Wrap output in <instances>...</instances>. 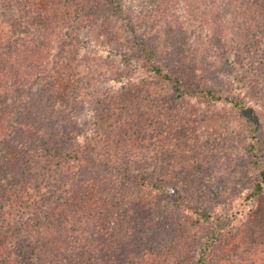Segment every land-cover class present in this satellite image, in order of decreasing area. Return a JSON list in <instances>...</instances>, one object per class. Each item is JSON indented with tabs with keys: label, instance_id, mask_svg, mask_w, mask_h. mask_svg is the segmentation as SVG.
<instances>
[{
	"label": "rangeland",
	"instance_id": "obj_1",
	"mask_svg": "<svg viewBox=\"0 0 264 264\" xmlns=\"http://www.w3.org/2000/svg\"><path fill=\"white\" fill-rule=\"evenodd\" d=\"M43 18L44 29L27 25ZM134 34L152 48L165 69L171 67L180 75L183 87L228 85L257 109L255 119L231 107L178 95L170 82L141 68L146 52ZM76 38L86 44L60 64L62 44ZM23 44L22 55L15 58L24 61L17 70L27 76L26 81L8 78L0 85V158L6 152L17 154L12 144L4 147L10 138L18 140L21 134L20 138L43 139L44 127L26 126L20 113L35 100L30 97L38 95L36 86L46 73L45 77L58 80L65 94L57 103L69 125L101 137L98 146L92 144L94 149L104 158L114 152L119 160L85 169L84 192L91 200L78 207L74 200L65 220L50 227L48 248L39 252L40 264H55L73 252L84 257L113 254L117 264H167L165 258L174 264H264V191L248 197L259 175L246 145L252 136L249 128L256 127L255 152L261 169L264 0H0V52ZM28 45L50 55L37 59L41 63L33 70L28 59L35 58L26 50ZM135 69L137 85L130 90L124 82ZM3 130L11 131L13 138ZM60 173L62 190L72 189V179L65 177L68 172ZM139 178H161L159 185L167 191L169 183L179 186L181 201L196 214L158 209ZM11 179L12 173L0 175V184L14 189L7 192L12 195L10 204H1L2 220L17 223L22 232V222L35 221L33 208L16 204L15 189L23 190ZM177 194L171 197L176 200ZM150 208L151 215L138 214ZM141 216L154 224L149 231L156 250L152 259L142 258L137 237L131 234V225L140 226ZM131 251L136 256H130Z\"/></svg>",
	"mask_w": 264,
	"mask_h": 264
},
{
	"label": "trees",
	"instance_id": "obj_2",
	"mask_svg": "<svg viewBox=\"0 0 264 264\" xmlns=\"http://www.w3.org/2000/svg\"><path fill=\"white\" fill-rule=\"evenodd\" d=\"M39 18H42V16H39ZM39 21L41 22L37 27L36 24L39 23ZM59 21L60 20L56 21L57 25H60ZM27 25L30 28L40 27L44 29L46 27V21L44 18L37 19L35 25H31L29 22ZM134 36L135 41L142 46L144 53L146 52L141 68L150 73L153 72L155 75H159L170 82L178 95H189L209 105L231 107L240 112L242 116L255 119V116H257V109L253 108V105L248 104L249 101H247V99H244L241 95H237L238 93L229 88L230 86L228 85L216 82L214 87H199L193 85L189 86L188 89L183 87L180 75L175 72L173 73L171 67L165 69L164 64L161 65V62L154 58L155 56L152 48H149L146 42L139 40L137 34H134ZM76 40L77 41L66 40V42L62 44L59 52L60 64L63 65L64 62L70 61L68 55L73 51L78 52L82 46L81 43H85V40L81 41V38H76ZM83 47L86 48L84 45ZM23 48H25V44H23L22 47L20 45L19 48L16 46L10 48V50L4 49L3 53L0 52V85L3 84L4 79L8 78L14 81L22 78H24V80L27 79V76L21 75L20 71L17 70L21 68L20 66L23 65L24 61L21 60V58H15L16 55H22L20 50ZM27 49L31 51L35 58L34 62L28 59L31 62L29 66L31 70L34 69V64L41 63L37 59L40 57H46L48 59L50 56L47 54L49 52L46 49L39 48L37 45L32 47L28 45L26 47V50ZM146 66L148 67L144 68ZM15 71L18 72L16 73ZM135 73L136 69L127 77L128 80L126 83L124 82L130 90L133 89V86L137 85L135 83L138 77H133ZM26 74L31 75V73ZM14 75L15 78H10L12 76L14 77ZM45 76H47L46 73L40 78L42 82L36 86L34 94L38 95L29 96L30 99L35 97V100L30 101V105H26L25 111L20 113L21 117L25 119L26 126H30V128L31 126L44 127L42 132L43 139L38 138L34 140L33 137L20 138V134L17 136L18 140L14 139L13 141L10 138V136L13 138L12 133H10L11 131H2L6 137L10 138L8 141H5L4 147L9 148L12 144L15 146L13 149L15 152L17 151V154L11 156L6 152L2 155L0 158V175L12 173L10 182L14 184L18 181L20 185L19 188L23 190L22 193L20 190L15 189L14 199L18 203L15 201L13 202L18 205H32L33 218L35 221L30 222L28 219L27 222H22L24 229L21 232L17 223L11 225L2 220L1 212L4 210V206L1 204H10L13 199L12 195L7 192L13 193L14 189H12V185L0 184V264H40L41 254L39 252H44L48 248L45 247V244L50 240V237H48L50 227L55 223L60 225L65 220L66 211L72 205V202H75L74 200L78 201V203H73L75 207H78V204L85 202V200H91L87 193L84 192V186L86 185V181L84 180L85 169L90 168L89 166H94L92 164H113V161L114 163H119V160H115L113 156H116L114 152L106 153L104 158L99 151L94 149L92 144L98 146L100 141H102L101 137H96L94 134L90 136V134L84 132V129L80 125L75 126V128L69 125V120L65 115L66 112L64 113L62 107L57 103L63 101L61 97L65 94L61 91L62 88L60 84L58 85V80H52L50 79L51 76ZM32 84H35V82ZM131 85L132 87L130 88L129 86ZM43 93L46 96H43ZM28 94L30 95L31 93L28 91ZM252 109L253 111H251ZM2 119L3 118L0 119V123L3 122ZM78 121L79 119L75 122ZM96 124L97 122H94V125ZM1 129L0 127V132ZM249 130L252 131V136L248 138L246 144L248 146V152L250 153L249 160L252 167L258 169L259 175V179L254 181L253 187L248 193V197L253 198L264 191V166L259 169V158L257 152H255L256 143H254V139L257 135L256 127H251ZM7 143H10V145L6 146ZM13 157L19 159V161H14ZM111 158L114 160H111ZM41 159L44 160V163L40 161ZM61 170H66L68 172L65 177L72 179V189H68L67 187L65 190H62L64 187L60 185V183L64 180V176L57 178L58 175H61ZM71 174L72 176H70ZM24 178H27V180ZM139 179H141L139 182L142 189H148L153 200H157V205H160L158 209H164L168 212L180 211V213L185 216H187V214H196L192 207L186 202L181 201L183 197L180 194L181 191L179 186L172 187L173 185L169 183V185H167L169 191H167L166 188H161L162 186L159 185V183L163 181L161 178L156 181L149 178ZM176 192L178 193V199L175 200L171 195ZM26 200H30V202L26 203ZM52 200L59 201L55 203ZM196 210L199 211L202 209L198 207ZM203 210H205L204 214L207 217H212V212L210 210L204 208ZM101 211L100 209L96 212L99 214ZM153 212L154 210L150 208V210L143 209L141 213L138 214L151 215ZM54 215L58 216L54 218ZM141 217L142 221H140V226L135 227V225H131V234H133V237H137V248L141 251L142 258L144 259L146 257L152 259L156 254V250H154V243L151 241V237H149V231L150 226H154V224L145 217ZM130 256L136 255L131 251ZM85 257L83 253L76 254L73 252L71 257L63 256L58 258L55 264H117L115 263L116 257L109 253H104L100 256L90 254ZM189 257V255L186 256V260L189 259ZM163 261L167 264H174L170 262L169 258H165ZM175 264L186 263L176 262Z\"/></svg>",
	"mask_w": 264,
	"mask_h": 264
}]
</instances>
